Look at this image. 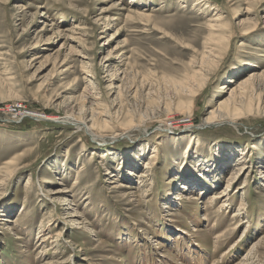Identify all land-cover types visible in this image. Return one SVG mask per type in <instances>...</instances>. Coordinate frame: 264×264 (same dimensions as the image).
I'll return each mask as SVG.
<instances>
[{"label": "rangeland", "instance_id": "1", "mask_svg": "<svg viewBox=\"0 0 264 264\" xmlns=\"http://www.w3.org/2000/svg\"><path fill=\"white\" fill-rule=\"evenodd\" d=\"M250 70L264 0H0V264H264V78L218 106Z\"/></svg>", "mask_w": 264, "mask_h": 264}, {"label": "bare ground", "instance_id": "2", "mask_svg": "<svg viewBox=\"0 0 264 264\" xmlns=\"http://www.w3.org/2000/svg\"><path fill=\"white\" fill-rule=\"evenodd\" d=\"M239 9L238 8H235L234 9V11H238ZM217 20H219V17H217V18H215V19H213V21H217ZM213 26H215V24L213 25ZM90 71V70H89ZM87 72V71H86ZM248 75L246 76V78L245 79H241V80H239V82H235V86L234 87H232V88H230V90H229V95L227 96V97H225V98H222L220 101H219V103H218V106H231V107H233V109H236L237 107V104L238 103H240L242 100H243V95H241L242 93H244L245 92V89L246 88H248V87H250V88H252L253 87V83H254V81H255V78H258V77H263L264 78V70L263 71H261V72H256L255 70H250L248 73H247ZM261 81V80H260ZM255 89V88H254ZM253 89V90H254ZM251 90V89H250ZM255 91V90H254ZM249 92V91H248ZM92 107V106H91ZM218 108L216 107V109H214V110H210L209 112H210V116H211V118L213 117V116H215L217 113H216V110H217ZM229 109V108H228ZM95 112V111H94ZM216 113V114H215ZM25 115H28V114H25ZM93 115V114H92ZM91 115V116H92ZM94 115H96V114H94ZM70 116V115H69ZM64 117V119H63V121H65L66 122V120H68V121H72L71 123L72 124H75V125H77L78 127H82V128H84L85 129V131L86 132H88V134L90 135V136H94V133H92L91 132V127H90V125H88L87 124V122L85 121V120H81L80 118V120H76V119H73V118H75V116L73 117V118H71V116H73V115H71L70 117ZM36 117H39V116H36ZM40 118H43V117H41L40 116ZM43 119H46L47 121L48 120H57L56 118H52V117H44ZM86 119V118H85ZM210 119V118H209ZM232 119H234V118H232ZM9 120V119H8ZM90 120V119H89ZM92 120V119H91ZM90 120V121H91ZM96 121V120H95ZM229 122H233L231 119L230 120H228ZM214 121H211V119L210 120H206V123H213ZM216 122V121H215ZM91 123V122H90ZM89 123V124H90ZM234 123V122H233ZM93 125V124H92ZM188 141H189V143H188V146L190 147L193 143H192V141H194L193 140V136H190L188 139H187ZM197 143V142H196ZM155 158H156V153H155V151L153 150L151 153H150V156H149V160L150 161H152V160H155ZM243 158V157H242ZM241 158V159H242ZM149 160H146V162H145V169L147 170L146 172H148L151 168H152V164H151V162L149 161ZM242 161L244 162L245 161V159H243V160H240V163L241 164H237L236 166H235V170H232V172L230 173V175L228 176V179H227V181H226V183H225V186H224V188L218 193V194H211L212 196H211V198L210 199H218V201H221V203H219V205H218V207H217V211H219V210H221V208H225V206H227V201H229V199L227 198V196L230 194L228 191H229V188L232 186V181H233V179H236V178H238L241 174H239V171L240 170H244V169H246V168H248V165H245L244 163H242ZM14 170V169H13ZM12 171V170H11ZM10 171V172H11ZM147 176V174H145V172H141L140 173V175H139V178H144V177H146ZM31 181H32V177H31V175H29V176H27V179H26V182H25V186H27V185H29L30 183H31ZM200 181H197V182H195V181H192V182H187L186 184H181L180 185V188H182V189H188V187H191L192 189H194V188H197L198 189V187L200 186ZM60 184H63V183H61L60 182ZM75 184H76V181L74 182V184L72 185V188L75 186ZM245 185H243V186H241V187H244ZM240 189V188H239ZM72 190V189H71ZM70 190V191H71ZM227 190V191H226ZM68 191V190H67ZM60 192H63V190L62 189H57V190H55V189H52V190H50V195H53V197H54V195H57L58 193H60ZM52 197V198H53ZM59 197V196H58ZM229 197V196H228ZM232 197V196H231ZM222 200H221V199ZM188 199H190V200H192V199H194V198H192V196H188ZM244 205V201L243 200H241V203H239V208L237 209L238 211L240 210L241 211V209H243L241 206H243ZM226 209V208H225ZM76 215H78V214H76ZM237 215V213H234L233 214V216H236ZM72 216H75L74 214H72ZM245 224V223H244ZM41 225H42V223H41ZM247 228V227H246ZM39 232H41V230L39 229ZM60 235H61V233H60ZM40 238V237H39ZM50 238V237H49ZM48 237H47V235H43L42 237H41V240H42V242L43 241H45L46 239H49Z\"/></svg>", "mask_w": 264, "mask_h": 264}, {"label": "built area", "instance_id": "3", "mask_svg": "<svg viewBox=\"0 0 264 264\" xmlns=\"http://www.w3.org/2000/svg\"><path fill=\"white\" fill-rule=\"evenodd\" d=\"M14 108H15V110H16V109H18V108H19V106H18V107H14ZM25 114H28V115H29V113H28V112H25L23 116H28V115H25Z\"/></svg>", "mask_w": 264, "mask_h": 264}]
</instances>
